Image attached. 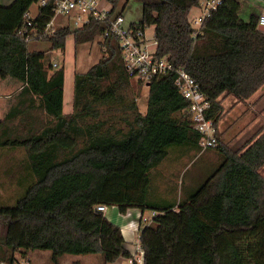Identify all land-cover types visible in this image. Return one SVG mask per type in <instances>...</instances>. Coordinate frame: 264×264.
<instances>
[{
  "label": "trees",
  "instance_id": "obj_1",
  "mask_svg": "<svg viewBox=\"0 0 264 264\" xmlns=\"http://www.w3.org/2000/svg\"><path fill=\"white\" fill-rule=\"evenodd\" d=\"M37 1L4 5L0 0V76L24 83V98L0 121V147H25L36 175L15 203L0 204V260L14 264L19 253L36 249L50 250L54 264L65 254L99 253L103 264L131 258L121 227L97 208L106 204L122 213L129 208L157 211L142 226L144 264H264V129L240 149L221 148L225 163L178 203L152 198L151 170L169 147L195 143L202 150L199 132L183 113L189 102L179 92L175 71L151 80L147 110L135 112L127 131L104 127L100 103H110L133 80L117 36L110 35L101 43L105 55L75 74L74 110L64 113L65 67L49 71L47 51L30 49L18 34L24 13ZM109 1L114 13L123 12L118 10L121 0ZM139 1L143 14L135 25H153L158 56L186 65L207 94V115L216 124L224 96L244 100L264 85V31L258 14L249 20L240 15V0H223L205 17L197 36L189 13L201 0ZM53 14L51 4L39 8L38 27ZM107 27L106 20L94 19L38 39L49 41L51 49L65 48L70 34L79 45ZM36 97L52 117L42 129L29 121ZM211 196L221 200L213 240L196 217V207Z\"/></svg>",
  "mask_w": 264,
  "mask_h": 264
},
{
  "label": "rangeland",
  "instance_id": "obj_2",
  "mask_svg": "<svg viewBox=\"0 0 264 264\" xmlns=\"http://www.w3.org/2000/svg\"><path fill=\"white\" fill-rule=\"evenodd\" d=\"M240 1L242 4L240 15L245 20H249L253 13L260 15L264 11V0ZM33 9H36L35 5H33ZM118 10H123L129 22H139L142 19L143 6L139 0H121ZM67 21L71 20L64 16H58L54 26L57 28L61 27ZM150 30L153 33L152 28ZM102 40L100 36H97L93 41L85 42L89 44V47L90 45L94 46L95 51L92 53H88L85 50L87 44H75L74 34H70L67 38L65 48L51 49V43L44 39H34L28 44V47L47 51L46 64L49 65L50 62L54 61L58 62L59 67H65L66 77L71 80L77 72L90 66L86 67V65L82 64L84 58L87 59V62L93 64L105 55L101 44ZM96 52H98L99 58ZM109 82L110 80H106L103 86H106ZM148 94L149 86L133 79L129 85L120 90L117 98L115 97L108 104L100 103L101 114L98 118L105 120L104 127L112 126L113 129L121 128L123 131H127L135 112H145L147 110ZM2 96L5 97L6 93H3ZM67 101L69 102V97H67ZM221 101L223 103V112L220 120L222 132L219 128L220 145L205 150L197 148L195 157L193 156L189 161L174 160L170 167L172 178L168 181L163 180L167 186L169 185L165 189L166 193L157 197L154 193H157L158 189L154 187L152 188V198L161 200L165 198L168 201L178 203L186 194L187 186L190 183L198 185L208 176V169H210L208 163H213L214 166H220L225 163L226 157L221 148L233 151L240 149L247 141H251L257 133L264 129V87L260 92L254 93L251 97L244 100H239L230 94L224 96ZM177 115H181V112L177 113ZM176 146L178 145L172 147ZM152 180V183L156 184L155 175L152 176ZM20 194L22 195L23 193L19 192L16 194L12 187H8L5 190L0 188V204H13L21 196ZM212 199L210 200L209 198L207 202H203L196 207V217L211 240L216 239L212 231L217 226L221 207L220 198L213 197ZM146 214L151 215L153 219L154 215H152L151 209H147ZM17 258L19 264H54L51 254L49 255L43 249L30 250L26 255L19 253ZM60 264H103V261L99 253L65 254L61 257ZM127 264L133 263L128 261Z\"/></svg>",
  "mask_w": 264,
  "mask_h": 264
},
{
  "label": "built area",
  "instance_id": "obj_3",
  "mask_svg": "<svg viewBox=\"0 0 264 264\" xmlns=\"http://www.w3.org/2000/svg\"><path fill=\"white\" fill-rule=\"evenodd\" d=\"M223 0H201L189 13V20L195 27L194 35L201 32V25L206 16L216 9ZM52 5L53 16L42 28L38 27L37 15L41 7ZM33 5L36 9H33ZM25 13L22 25L18 28V34L26 41L31 42L45 34L54 32L56 17L64 16L71 21L65 24H72L74 27H82L91 20H106L108 27L100 37L104 40L110 35L117 36L121 50L124 66L127 73L135 80L149 85L151 80L158 74H165L169 71L176 73V85L179 92L188 100V106L183 113L190 117L192 126L199 134V144L202 150L214 148L219 144L218 126L212 117L207 115L211 102L207 94L202 90L199 81L188 71L186 65L176 66L167 55L158 56V40L155 37L154 26L138 27L136 22H129L123 12L114 13L113 4L109 0H38ZM259 25H264V13L259 15ZM150 28H152L153 33ZM58 62L51 63L57 67ZM106 204H99V210H105ZM152 214L157 211L152 210ZM151 217L142 216L148 224ZM140 248L143 250L141 243ZM136 258H129L134 262ZM0 264H10L0 260ZM14 264H19L18 261Z\"/></svg>",
  "mask_w": 264,
  "mask_h": 264
},
{
  "label": "crops",
  "instance_id": "obj_4",
  "mask_svg": "<svg viewBox=\"0 0 264 264\" xmlns=\"http://www.w3.org/2000/svg\"><path fill=\"white\" fill-rule=\"evenodd\" d=\"M13 1L14 0H1L2 4L4 5H10ZM192 10L194 12H197L196 9L194 10V8H192ZM262 13H264V11ZM85 44H87V48L85 50L88 53H92L93 51H95L94 46L90 45L89 47L88 43ZM96 53L98 57V52ZM97 61L98 60H96V62ZM51 63L52 62H50L49 65L46 64V67L48 66L47 69L49 71H52L59 67V65L57 67H52ZM82 64L86 65V67L90 65L85 70L80 71L86 72L94 63L91 64V62H87V59L84 58L82 60ZM74 77L71 80H68L66 77L65 69L63 111L66 114L71 113L74 110ZM23 86V81L19 80L16 77L0 76V121L5 118L7 113L20 100V98H24L20 96ZM263 87L264 85L256 93L260 92ZM3 93H6L5 97L2 96ZM67 97H69V102L67 101ZM39 102V97H36V103H32L30 107L31 114L29 117V121L37 125L40 129H42L45 124L51 121L52 117L40 106ZM220 120L221 118L219 119L217 124L219 138L220 129L222 126ZM196 153L197 144L195 143L178 145L176 147H169L168 154L163 159V161L151 170V175L156 176V184L152 183L151 186V190L154 187L158 189L157 193H154L155 196L158 197L160 194L166 193L165 189H167L169 185L167 186V184L165 183V181L163 182V180L168 181L172 178L170 167L174 160L189 161L190 158H192L193 156L195 157ZM208 165L210 168L208 169V176L214 171L216 167H219L218 165L214 166L213 163H208ZM35 180L36 175L31 165V159L29 157L28 150L25 147H0V188L2 190H5L8 187H12V189L17 194V192L19 193L25 191V189ZM195 186V184L190 183V185L187 186L188 188L185 193H191ZM213 197L220 198L219 196H212L210 197V200ZM196 199L197 198L190 200L189 203L194 204ZM167 203H170V201H168ZM104 213L110 220H112L114 223L118 224L121 227L124 237L126 239V246L132 253L131 258H136V260L134 259L133 264H144V251L140 248V235L142 231V226L148 223L142 219V216L144 215L151 217V215H147L146 210L143 211L140 208H129L126 213H122L120 212L117 205H107L106 209L104 210ZM43 251L48 252L49 255L51 254V251L48 249H43ZM128 261L129 258L120 257L118 260L114 262H109L108 264H127Z\"/></svg>",
  "mask_w": 264,
  "mask_h": 264
},
{
  "label": "water",
  "instance_id": "obj_5",
  "mask_svg": "<svg viewBox=\"0 0 264 264\" xmlns=\"http://www.w3.org/2000/svg\"><path fill=\"white\" fill-rule=\"evenodd\" d=\"M259 28L264 31V25H259Z\"/></svg>",
  "mask_w": 264,
  "mask_h": 264
},
{
  "label": "bare ground",
  "instance_id": "obj_6",
  "mask_svg": "<svg viewBox=\"0 0 264 264\" xmlns=\"http://www.w3.org/2000/svg\"><path fill=\"white\" fill-rule=\"evenodd\" d=\"M149 86V85H148Z\"/></svg>",
  "mask_w": 264,
  "mask_h": 264
}]
</instances>
